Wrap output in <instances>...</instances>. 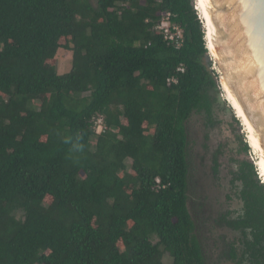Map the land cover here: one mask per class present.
I'll use <instances>...</instances> for the list:
<instances>
[{"label":"trees","instance_id":"16d2710c","mask_svg":"<svg viewBox=\"0 0 264 264\" xmlns=\"http://www.w3.org/2000/svg\"><path fill=\"white\" fill-rule=\"evenodd\" d=\"M212 68L194 0H0V264H205L186 123L238 135ZM236 179L238 264H264V185L245 156Z\"/></svg>","mask_w":264,"mask_h":264},{"label":"water","instance_id":"95a60500","mask_svg":"<svg viewBox=\"0 0 264 264\" xmlns=\"http://www.w3.org/2000/svg\"><path fill=\"white\" fill-rule=\"evenodd\" d=\"M194 9L212 70L225 100L239 112L260 178L264 175V0H194Z\"/></svg>","mask_w":264,"mask_h":264},{"label":"rangeland","instance_id":"374dc122","mask_svg":"<svg viewBox=\"0 0 264 264\" xmlns=\"http://www.w3.org/2000/svg\"><path fill=\"white\" fill-rule=\"evenodd\" d=\"M89 1L95 4V0ZM163 23L167 25L166 22ZM55 59L57 73L67 74L71 68V53L59 50ZM220 97L226 101L223 93ZM96 127L97 125L95 130ZM185 128L188 144L187 209L194 223V235L201 247L205 264H233L225 258L224 243L235 236L220 219L239 214L240 186L229 185L230 172L236 171L237 166L225 158V155L228 157L233 153L228 141L224 138L221 140V135L225 136V128L221 125L207 129L204 118L196 114L190 116ZM245 136L240 128L239 140L242 138L246 141ZM233 141L236 143L234 137ZM248 159L254 161L255 165L256 158L251 151ZM164 263L169 264L170 259L165 257Z\"/></svg>","mask_w":264,"mask_h":264},{"label":"flooded vegetation","instance_id":"af4514ba","mask_svg":"<svg viewBox=\"0 0 264 264\" xmlns=\"http://www.w3.org/2000/svg\"><path fill=\"white\" fill-rule=\"evenodd\" d=\"M222 95V92H221V94L219 95V97ZM220 100H221V102L222 103H224L225 104V107L227 108V109H229V111L231 112V114H232V117L235 119V121L238 123V135H237V137H235L234 135H232V132H231V130L230 129H226L227 127H225V123L224 124H221V123H215L214 125H211V126H207V122H206V120H205V118L202 116V115H200V116H202L203 118H204V121H205V124H206V128L207 129H211L212 127H214V126H221V125H223L224 126V128H225V136H223V135H221V140L224 138V139H226L227 141H228V146H229V149L231 150V151H233V153L229 156L228 155V157L225 155V158L227 159H229L230 160V162L232 163V164H235L236 166H237V170L236 171H232L231 170V172H230V178H229V185L231 186H233V187H236V186H240V190H239V193H240V191L242 190V186H241V184H240V182L236 179L237 178V172H238V168H239V162L240 161H242L243 159H244V156H245V158L253 165V167L255 168V174H256V178H257V180L260 182V184H261V179L259 178V176H258V171H257V168H256V166L254 165V161L253 162H251L249 159H248V154H249V152L251 151L250 150V148L248 147V145H247V140L246 141H243V139L241 138L240 140L242 141V143L243 144H246L247 145V147L249 148V151L247 152V153H243V151H241V149H240V147H241V144H240V142H237L236 141V138H237V140L239 139V130H240V128H242L243 129V127L241 126V123H240V121L237 119V117H235V113H234V111L230 108V106H229V104L226 102V101H224V100H222L221 99V97H220ZM196 115H199V114H196ZM243 131H244V129H243ZM245 132V131H244ZM226 135H229L230 136V138H228ZM245 135H246V133H245ZM233 137H234V140L236 141V143H233L234 141H233ZM246 137V136H245ZM232 145H231V144ZM237 144H240L239 146H237ZM235 151H237V152H235ZM216 165H217V163H216ZM239 193H238V201L240 202V204H241V207L238 209V211H239V214L237 213V215L235 216V217H233V216H231V217H222L221 219H220V221H222L223 222V224L225 225V227L226 228H228L229 229V231L233 234V236H235V237H232L233 239H231V240H229V241H224L225 243V246H224V248H225V255H226V259H227V261H229L230 263H233V264H238V262H239V257H240V254H241V251H243V249H244V247H243V239H242V236H241V232L239 231V230H235V229H233L232 227H230L229 226V221H231V220H236V219H238L240 216H242V214H243V203H242V201H241V199H240V196H239ZM194 232H195V230H194ZM201 248V247H200ZM232 249H236V254H234V255H236V257L235 258H232V256H231V254H232ZM240 264H248V262H246V261H241V263Z\"/></svg>","mask_w":264,"mask_h":264},{"label":"built area","instance_id":"2783aa9c","mask_svg":"<svg viewBox=\"0 0 264 264\" xmlns=\"http://www.w3.org/2000/svg\"><path fill=\"white\" fill-rule=\"evenodd\" d=\"M163 22H166L167 25H165ZM170 23L171 22L169 19V15L167 14L161 19L160 23L156 27V30L160 31L163 34L165 40L170 41V43H172V45L176 49H179L182 45V33L179 28H177L176 26H172ZM178 70L182 71L181 68ZM171 83L174 84L176 83L175 78L167 80V85H170ZM96 122H95V126L97 125V127L96 130L95 128L94 130L96 134H100L103 130L102 118H97Z\"/></svg>","mask_w":264,"mask_h":264},{"label":"bare ground","instance_id":"6f19581e","mask_svg":"<svg viewBox=\"0 0 264 264\" xmlns=\"http://www.w3.org/2000/svg\"><path fill=\"white\" fill-rule=\"evenodd\" d=\"M223 93V92H222ZM223 97L225 98V95L223 94ZM226 99V98H225ZM226 102H227V100H226ZM229 105H230V107H231V104H230V102H227ZM233 109V108H232ZM234 113H235V111H234ZM237 113H238V116H237ZM237 113H235L236 114V116L238 117V119H240L241 120V118H240V116H239V112H237ZM247 139V138H246ZM258 172H259V170H258ZM262 172L264 173V171L262 170ZM262 173V174H263ZM263 177H264V175L262 176V175H260V178H261V180L264 182V179H263Z\"/></svg>","mask_w":264,"mask_h":264}]
</instances>
